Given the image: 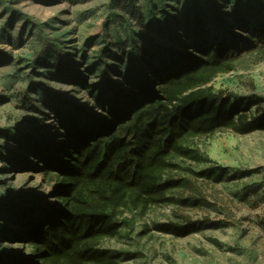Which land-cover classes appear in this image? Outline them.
I'll use <instances>...</instances> for the list:
<instances>
[{
	"label": "rangeland",
	"instance_id": "obj_1",
	"mask_svg": "<svg viewBox=\"0 0 264 264\" xmlns=\"http://www.w3.org/2000/svg\"><path fill=\"white\" fill-rule=\"evenodd\" d=\"M196 25L213 38L227 35V42L250 39L208 86L233 103L255 96L263 111L264 42L253 35L264 31V0H0V130L43 134L59 145L55 107L62 102L55 95L90 108L91 93L102 85L128 90L125 79L139 69L190 51ZM61 54L67 59L62 66ZM255 109L247 114L257 116ZM23 143L0 133V197L38 190L48 208L56 203L48 201L52 186L34 172L36 147ZM187 146L197 159L177 158L172 174L185 185L174 191L175 200L145 215L125 214L132 228L104 240L102 248L126 253L117 264H264V131L223 129ZM4 147L23 155L22 163H11ZM212 167L223 169L221 182L201 177ZM166 223L193 224L194 230L184 237L156 230ZM0 250L17 255L29 246L10 235L0 239Z\"/></svg>",
	"mask_w": 264,
	"mask_h": 264
},
{
	"label": "trees",
	"instance_id": "obj_2",
	"mask_svg": "<svg viewBox=\"0 0 264 264\" xmlns=\"http://www.w3.org/2000/svg\"><path fill=\"white\" fill-rule=\"evenodd\" d=\"M194 30L190 51L168 54L167 61L139 69L125 79L128 90L112 82L102 85L101 92L91 93L90 108L55 95L62 102L55 107L59 145L45 142L43 134L9 136L0 130L18 144L23 140L22 148L36 147L32 154L40 156L33 171L51 184L48 201H56L45 208L38 190L0 197V219L6 223H0V239L12 235L29 246L17 255L0 250V264H117L126 253L103 249L102 242L132 228L133 220L125 214L145 215L175 200L174 191L182 184L172 174L177 158L197 159L187 146L190 139L223 129L241 135L264 131V110L255 96L233 103L208 86L231 68L235 54L251 46L250 39L227 42V35H217L204 43L198 35L210 34L200 25ZM254 33L264 42V31ZM59 57L60 66L67 63L63 54ZM251 105L257 116L247 114ZM4 148L11 163H22L23 155ZM223 176V169L212 167L201 177L221 182ZM9 224L20 231L11 232ZM193 226L166 223L156 230L184 237Z\"/></svg>",
	"mask_w": 264,
	"mask_h": 264
},
{
	"label": "bare ground",
	"instance_id": "obj_3",
	"mask_svg": "<svg viewBox=\"0 0 264 264\" xmlns=\"http://www.w3.org/2000/svg\"><path fill=\"white\" fill-rule=\"evenodd\" d=\"M198 38L200 39L201 42H204V43H208V41H211L212 40V37L211 36H208L206 34H199L198 35ZM38 156H40V154H37V157Z\"/></svg>",
	"mask_w": 264,
	"mask_h": 264
}]
</instances>
